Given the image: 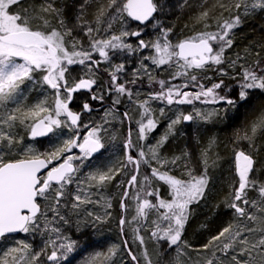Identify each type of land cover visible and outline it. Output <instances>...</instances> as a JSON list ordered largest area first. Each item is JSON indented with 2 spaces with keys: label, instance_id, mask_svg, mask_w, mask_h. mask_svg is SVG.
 Here are the masks:
<instances>
[{
  "label": "snow or ice",
  "instance_id": "snow-or-ice-1",
  "mask_svg": "<svg viewBox=\"0 0 264 264\" xmlns=\"http://www.w3.org/2000/svg\"><path fill=\"white\" fill-rule=\"evenodd\" d=\"M20 4L21 0H0V109L6 113L0 116V238H7L9 234L17 232L40 233L43 228L45 233H56L57 239L61 242L57 243V239L49 237L47 243L36 251L31 250L29 244L23 243L6 250L0 258V264H10L9 258H11V264H21V262L46 264V261L59 264L61 257L66 260L67 254L74 250V242H63L66 238L59 235L61 229L54 223L57 219L64 224L69 223L61 209L70 207L76 210L82 204L93 203L90 199L91 194L85 193L80 188V184L89 182V187L103 186L106 181L111 182L121 171L118 168L115 171L109 169L99 174L90 173L85 181H81L77 175L85 160L91 159L96 154H103L105 144L102 142L100 133L103 124L108 123V120L104 119L103 124L92 126L83 137L82 143H78L80 134L77 131L75 137L65 140L62 146L42 154H37L30 145L21 147L23 137H20L13 129L23 127L33 139L48 136L62 127L70 131L74 127L78 129L81 113L72 111L69 105L74 99L73 94L80 90L91 93L89 99L81 103L82 112L91 113L93 108L89 100L102 103L106 94L109 96L112 93L116 94V98L112 101L113 106L121 104V96H127L131 101L132 90L126 87L125 83H120L117 75L124 70V64H118L115 71L109 74L110 81L105 93L104 88L97 84L95 78V72L99 71L101 60L96 59L94 54H98L102 60L107 61L110 53L133 54L148 48L154 49L155 54L145 56L144 59L150 60L157 68L175 63L178 71L173 74L172 79L186 78L182 85L169 83L167 87L164 80L156 81L160 90L149 93V99L164 101L168 105H191L195 101H200L204 104L222 102L236 107L237 99L227 94L231 88L225 85L223 79L205 86L198 80L197 75L192 73L195 70L204 71L213 65L219 66L225 63L224 53L233 44L230 33L241 24L244 15L256 8L264 9V0H237L234 5L237 14L218 24L219 31H204L173 44L168 40V32L171 30L161 28V37L156 41L146 43L143 39H139L135 46L127 42L126 38L139 37L141 32L125 29L120 31L119 35L111 33L113 22L123 21L126 13L127 17L144 24L154 18V13L158 11V5L153 0H101L95 16V26L86 20L80 23L83 15L81 12L76 18L77 24L74 27L66 25L62 18V6L57 7L54 0H45V4L38 10L33 8L31 13L27 10L23 13L12 10L14 5ZM160 7L162 9L163 6ZM220 7L225 8V5L221 4ZM49 17L57 21L58 28L52 26ZM197 19L203 21L206 29L209 27L207 10L203 11ZM76 28L87 37V48L83 46L78 35H72ZM103 33L108 35L105 37ZM66 37H71V50L66 46ZM241 59L243 57L237 56L236 60L229 61V67L234 69ZM71 65L83 66L85 75L76 78L74 83L69 85L65 74ZM239 66L241 80L237 84L238 100L244 102L249 97V90H264V66L260 61L247 67L242 64ZM140 71L148 74L147 66L134 70V78L127 83L135 85L140 78ZM216 71L221 76L228 74L222 67ZM148 79L149 83H152L155 78L149 75ZM26 82H30L33 86L46 85L54 90V104L49 106L46 100H40L26 109L14 107L9 111L10 104L19 105L25 98V89L22 86ZM189 86L199 90L185 91L184 89H188ZM146 105L147 101L140 105L144 108V113L141 120L137 122L140 141L147 139V133L157 127ZM115 110L118 111V109ZM160 112L163 115L164 109L161 108ZM112 113L113 109L105 110V117ZM213 114H216V110L202 113L199 109H193L192 112L185 114L177 109L175 119H171L168 124V132L171 134L175 126L182 121L191 122L197 118L207 121ZM121 115L125 120L129 118L127 111ZM61 116L65 119L61 120ZM84 127L88 128V125L85 124ZM258 129L264 132V108L251 122V135L245 132L242 137L249 141L247 147L238 145L233 150L234 171L238 176V186L233 187L227 206L233 210L237 223L223 228L203 246L210 255L202 258L199 264H225V261L227 264H264V183L254 178L257 161L252 152L248 151L255 147L252 140ZM166 140L167 135L157 141L156 145L149 146L151 158L159 165V167H152L150 160L146 158L144 146L134 143L131 138V129H129L123 144L126 161L122 167L126 170L128 165H133V174L126 182L121 181L120 184L126 183L135 188L141 164L150 169V176L145 175V183L140 185V191L144 195L141 196L138 191L134 197L139 202L132 220L140 221L146 219L152 210L159 212L160 209H165L166 211L160 214L159 220L166 221V226L161 227L160 223L153 221L155 230H152L150 235L157 243L163 241L168 249L176 246L175 250L179 253L182 245L190 247L181 239L190 214L189 206L198 203L204 197L210 178L207 160L204 161L205 168L199 175L193 174L191 169L187 172L188 179L171 175V168L178 166L177 160L180 157L167 160L159 156L158 149ZM74 148H78L81 155L65 156V153H71ZM62 157H64L62 163L49 168L53 161H59ZM74 159L79 160L80 164L74 166ZM151 178L167 184L170 189V200L159 198V189L150 187ZM93 181L95 185L90 183ZM74 183L77 185L75 193L68 191V186ZM249 191H255L258 195L255 198H249ZM148 197L156 198L157 202L154 203ZM128 198L129 191L125 188L120 202L122 209L126 208ZM40 200L46 203L42 206L39 203ZM108 207H111L110 203ZM88 215L92 216L93 213L88 212ZM110 215L111 213L106 212L104 218L95 216L94 219L105 222ZM245 221L250 222L252 226L250 227ZM126 223L131 221H127L122 215L119 219L122 233ZM132 238L134 241H139L141 246L145 243L139 227L133 229ZM49 246L53 250L47 254ZM124 249L134 264H140L139 258L129 247L128 240L124 241ZM217 253L220 255L218 256ZM117 254L118 249H109V255L105 259L110 260ZM142 255L145 264H153L146 248ZM42 256H46V261L41 260ZM90 264H95V261H91ZM157 264H164L163 259H159ZM169 264H180V261L178 259L175 262L169 261Z\"/></svg>",
  "mask_w": 264,
  "mask_h": 264
},
{
  "label": "rangeland",
  "instance_id": "rangeland-1",
  "mask_svg": "<svg viewBox=\"0 0 264 264\" xmlns=\"http://www.w3.org/2000/svg\"><path fill=\"white\" fill-rule=\"evenodd\" d=\"M154 3L158 5V11L156 12V19H152L148 24L140 25L132 21L127 14H124L123 21H114L111 29V33L119 35L122 30L135 31L139 30L141 35L139 37H128L127 42L136 45L139 39H143L146 43L156 41L161 37V28L166 29V20L169 17L173 18L176 12H181L184 15H193L189 21L190 27L186 28L182 32L190 38L196 36L198 33L204 31H219L218 24H222L225 20L231 19L232 16L237 14V10L234 5L237 0H154ZM57 7H61L63 19L68 27H74L77 24V16L83 13L80 23L88 21L95 26V16L98 11V7L101 0H54ZM45 4V0H21L19 6L14 5L13 11L22 12L27 10L32 12L33 8L37 10L41 5ZM225 5V8H221L220 5ZM163 6L162 9L160 6ZM230 9V10H228ZM207 10L209 12V27H204L203 21H198L200 14ZM264 9L256 8L254 11L249 12L242 18V23L246 20L256 17L262 13ZM242 12V10H241ZM53 27H59L56 20L51 19ZM240 26V25H239ZM103 27V25L101 26ZM73 36H79L81 43L85 48L88 47L87 37L84 36L78 28L73 31ZM103 36H107L108 33H103ZM232 37V36H231ZM168 40L172 42V38L168 32ZM178 43L177 41L173 44ZM66 46L71 50V37H66ZM247 50V51H246ZM246 50L237 45H233L228 48L224 53L225 63L219 66L213 65L212 67L201 71L195 70L192 74L197 75L198 80L205 86H210L212 83L218 82L220 79L224 80L225 85L230 86L231 91L227 94L231 98L238 100V87L237 84L241 80V68L239 65L245 67L249 65H255L256 61H260L264 66V56H261L260 51L252 53L249 48ZM249 50V51H248ZM155 54L154 49L148 48L142 52H135L133 54H113L110 53L109 60H102L98 54H94L96 59H100L106 72H113L118 64L123 63L126 66L131 79L134 78V70L142 69L145 65L148 68V74L143 71L139 73V80L146 79L149 82L148 76L154 77V81L145 89L139 90L137 93L138 98L132 103L129 108V114L132 124V140L134 143L142 144L146 153V158L150 160L152 167H159L156 160L151 158V153L148 151L149 146L156 145L157 141H160L162 137L167 135V140L163 143V146L158 149V154L161 158L171 160L173 157H180L177 160V165L171 168L170 174L181 179H188L187 172L191 169L193 174L199 175L205 168L204 161L207 160V169L209 176V184L205 191L204 197L198 202L189 206V218L185 224L182 241H186L190 247L181 246L179 253L175 250L176 246L172 249H168L163 241L157 243L154 238H151V231L155 230L156 221L161 224V227L166 226V221L159 220L161 213L166 211L160 209L159 212L152 210L146 219L140 221H133L132 218L135 215L136 206L139 201L134 199L137 192L143 196L144 193L140 191V185L145 183L144 176H150V169L146 165H142V170L137 178V186L131 187L129 191V198L126 200V208L123 209L120 206L121 196L125 189L126 183L120 184L121 181H127L133 173V165H128L125 170L122 165L125 163L123 143L127 137L126 124L122 119L119 121L115 118L111 122L117 123L112 127H108L111 132H101L102 142L105 144V149L102 155L92 157L89 160L84 161L83 167L77 174L81 181H85L86 177L92 174H99L100 172H107L109 169L115 171L121 169L119 174L115 176L111 182H105L103 186L89 187V182H82L80 188L85 193H90V199L93 203L82 204L78 209L73 210L70 207L61 209V212L69 220L68 224L57 221L54 222L55 226L61 229L60 236L65 237L63 241L74 242V250L67 254V259L61 257L59 264H90L91 261H95V264H134L130 257L127 255L124 249V240H128L129 246L135 255L139 258L140 264H145L143 258V251L145 248L148 251L149 257L152 259L153 264H157L159 259H163L164 264H169V261L175 262L177 259L180 264H199L200 260L210 255L209 251L203 249L205 244L211 240V238L217 235L223 228L228 227L230 224L235 225L237 223L236 217L232 209L227 205L230 202V193L234 186L237 185L238 176L234 171L233 150L238 145L241 147H247L249 141L242 139L245 132H250V125L252 120H249L240 129L229 133V137L226 136L227 130L222 129L223 123L230 118L233 106L226 105L224 103L219 104H204L200 101H195L193 104L184 105H168L164 101L149 99V93L160 90V86L156 81L164 80L166 87L168 84L182 85L185 83V77H177L172 79L173 74L178 71V67L175 63L171 65H163L157 68L151 63L150 60L144 59L145 56H151ZM237 56L243 57L238 61L237 66L233 69L229 67L228 62L236 60ZM182 63V62H181ZM224 68L227 71V75L221 76L216 69ZM96 74V72H95ZM85 72L83 66L71 65L68 67V72L65 74L66 80L69 85H72L76 78L84 76ZM205 77H209L205 78ZM137 81V82H138ZM25 89L24 99L21 100L19 105H9V111L14 107H20L26 109L35 105L40 100H46L49 106L54 104V90L50 89L46 85L33 86L30 82H26L22 86ZM185 91H198L199 89H193L189 86ZM264 95V90L253 89L249 90V97L255 94ZM248 97V98H249ZM147 101V107L150 110L151 118L157 123V127L150 133H147V139L140 141L138 139V121L141 120L144 108L140 105ZM238 103V101H237ZM164 109V114L161 115L160 109ZM177 109L185 114L192 112L193 109H199L202 113H210L216 110V114H213L207 121L202 119H195L191 122H181L176 125L173 132L169 134L168 124L171 119H175ZM6 115L3 109H0V116ZM43 115V114H42ZM61 120L65 117L61 116ZM255 119V118H254ZM146 122V121H145ZM83 129L81 125L78 129L73 128L71 131L67 128L56 129L55 132L48 138L42 140H34L30 138L27 130L23 127H17L13 131L17 132L20 137H23V144L21 147L32 146L37 154L53 151L55 148L63 145V142L69 138H74L76 132L79 133ZM224 133V135H222ZM226 133V134H225ZM110 134V136H107ZM222 137H221V135ZM264 132L257 130L253 137L252 143L254 148L248 149L252 152L254 158L257 161L256 171L253 174L254 178L261 183H264ZM188 155L185 156L184 154ZM72 155L73 157L81 155L75 148L71 153H65V156ZM64 157L59 161H53L52 166H56L63 162ZM73 164L79 165V160H73ZM95 185V182H90ZM150 187L152 189H159V198L170 200V189L167 184L158 179H150ZM68 191L75 193L77 191V185L74 183L68 186ZM258 194L255 191H249V198H255ZM156 203V198L148 197ZM46 202L41 201L44 205ZM111 207H108V204ZM221 211V220L214 227L210 228L206 218L209 214L216 211ZM88 212H92L93 215L89 216ZM111 213L105 219V222L95 220V216L105 217V213ZM124 212V214H123ZM51 217V213L48 214ZM124 215V218L131 223H126L124 226V232H121L119 227V219ZM43 223V220H42ZM191 223V224H190ZM251 227L250 222L245 221ZM139 227L140 234L144 237V245L141 246L139 241L133 240V229ZM208 229V230H207ZM44 233V234H42ZM123 234V237H122ZM57 239L56 233H45L41 228L40 233H21L15 237L3 238L0 241V258L3 257V253L12 248L17 247L23 243H27L31 246V250L36 251L43 247L48 238ZM61 241L57 239V243ZM118 249V254L112 257L110 260H106L105 257L109 255V249ZM53 249L51 246L47 248V254H50ZM219 256L220 254L217 253ZM11 264V258H9ZM42 261H46V256L41 257ZM24 264V262H21ZM46 264H54V262L46 261ZM227 264V261H225Z\"/></svg>",
  "mask_w": 264,
  "mask_h": 264
},
{
  "label": "trees",
  "instance_id": "trees-1",
  "mask_svg": "<svg viewBox=\"0 0 264 264\" xmlns=\"http://www.w3.org/2000/svg\"><path fill=\"white\" fill-rule=\"evenodd\" d=\"M192 17H194V14L184 15L178 11L175 13L173 18L169 17V19L166 20V22H168L166 29L171 30L169 35L172 38L173 43L189 38L186 34L183 36L182 32L186 30V28L190 27L189 21ZM153 19H156V16H154ZM230 36H232L231 39L233 40L232 46L237 45L245 50L246 48H249L252 53L260 51L261 56H264V11L256 17L246 20L244 23L240 24V26L234 28L230 33ZM260 94L258 92V94L249 97L244 102H239V100H237V106L234 110H232V113L229 116L230 118L221 126L223 130L226 129L228 131L227 134L225 133L227 137L230 136V132L232 133L237 131L249 120L254 119L258 112L264 108V95ZM222 135H224V133ZM262 143L264 144V141H262ZM219 220H221L220 210L212 212L206 218L210 228L217 225ZM123 240H125L124 237Z\"/></svg>",
  "mask_w": 264,
  "mask_h": 264
},
{
  "label": "flooded vegetation",
  "instance_id": "flooded-vegetation-1",
  "mask_svg": "<svg viewBox=\"0 0 264 264\" xmlns=\"http://www.w3.org/2000/svg\"><path fill=\"white\" fill-rule=\"evenodd\" d=\"M125 67L126 66H124V70L122 72L117 73V75L119 77V82L120 83H125L126 87H128V88H130L132 90L133 97H132L131 101L129 100V98L127 96H121L120 97L121 104H119L117 106H113L112 105V101L116 98V94L112 93L110 96L106 94L105 95V99H104V101L102 103L99 102V101L89 100V103H90L91 107L93 108V111L91 113H87V112H82L81 103H82L83 100L89 99L91 93H89L87 90H82V91H79V92H77V93H75L73 95L74 99H73L72 103L70 104V108L74 112L81 113V118H80V121H79V125L80 126L83 125V129L79 133L80 134V140L78 141V143H82L83 142V137L87 135L88 130L92 126L103 124V120L104 119H107L108 123L103 124V128H102L101 132H111V130L109 131L108 127H110V126L112 127L113 124L115 126L117 125V123L111 122V120L113 118L117 119L118 121H119V119H122V121H124V123L126 124L127 136L129 134V129H131V138H132V124H131L132 122H131L130 114H129L128 110L131 107L132 103H134L135 100L138 98L137 93H138L139 90H137V89H145L149 85H151V83L147 82L146 79H141L139 81L137 80L138 82L135 85L128 84L127 82L132 80V79H131V76L129 75V73L126 70ZM109 74H110L109 72L105 71V69H104L102 64L99 67V71H97L96 74H95V78L97 80V84L101 85L104 88L105 93H107V85H108V83L110 81V75ZM148 90L150 91V87H148ZM107 109H113V113H112V115H110L108 117H105V110H107ZM115 109H118V111H116ZM124 111L128 112V117L129 118L126 119V120L121 115ZM85 124L88 125V128L84 127ZM75 129H77V128H75ZM52 134H50V135H48L46 137L38 138V139H34V140L46 139V138L50 137ZM107 136H110V134H108ZM75 149L78 152H80L78 148H75ZM123 150H124V148H123ZM133 154L135 155V153H133ZM98 155L99 154H96L93 157H96ZM124 157H125V160H126L125 150H124ZM51 167H53V166L50 164L49 168H51ZM141 168H142V165L140 166V169H139V175H140L141 170H142ZM126 187H127V184H126L125 188ZM130 189H131V186H129L128 191H130ZM41 201L42 200H40L39 203H41ZM122 237H123V235H122Z\"/></svg>",
  "mask_w": 264,
  "mask_h": 264
},
{
  "label": "water",
  "instance_id": "water-1",
  "mask_svg": "<svg viewBox=\"0 0 264 264\" xmlns=\"http://www.w3.org/2000/svg\"><path fill=\"white\" fill-rule=\"evenodd\" d=\"M153 1H154V0H153ZM155 14H156V13H154V16H155ZM129 18H130V17H129ZM130 19H131L132 21H134L132 18H130ZM151 19H152V18H151ZM151 19H150V20H151ZM150 20H149V21H150ZM149 21L145 22L144 24H140V23L137 22V21H134V22L139 23L140 25H145V24H147ZM80 91H82V90H80ZM77 92H79V91H77ZM77 92H76V93H77ZM74 94H75V93H74ZM74 94H73V95H74ZM69 107H70V105H69ZM78 123H79V122H78ZM50 134H52V133H50ZM50 134H49V135H50ZM44 137H46V136H44ZM38 138H43V137H36V138H34V139H38ZM32 139H33V138H32ZM44 171L46 172L47 170H44ZM128 188H129V186L127 185V189H128ZM123 211H124V209H123ZM20 233H21V232L12 233V234H9L8 236H16V235H18V234H20ZM1 239H2V238H0V240H1ZM124 241H125V240H124ZM133 263H134V262H133Z\"/></svg>",
  "mask_w": 264,
  "mask_h": 264
},
{
  "label": "bare ground",
  "instance_id": "bare-ground-1",
  "mask_svg": "<svg viewBox=\"0 0 264 264\" xmlns=\"http://www.w3.org/2000/svg\"><path fill=\"white\" fill-rule=\"evenodd\" d=\"M127 188V187H126ZM221 212V211H220ZM123 214H124V212H123ZM124 216V215H123ZM123 235V234H122Z\"/></svg>",
  "mask_w": 264,
  "mask_h": 264
}]
</instances>
